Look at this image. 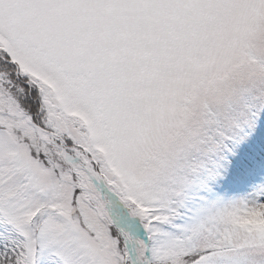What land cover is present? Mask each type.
<instances>
[{
    "label": "snow or ice",
    "instance_id": "6c2138e0",
    "mask_svg": "<svg viewBox=\"0 0 264 264\" xmlns=\"http://www.w3.org/2000/svg\"><path fill=\"white\" fill-rule=\"evenodd\" d=\"M262 115L264 0H0V264H264Z\"/></svg>",
    "mask_w": 264,
    "mask_h": 264
},
{
    "label": "trees",
    "instance_id": "16d2710c",
    "mask_svg": "<svg viewBox=\"0 0 264 264\" xmlns=\"http://www.w3.org/2000/svg\"><path fill=\"white\" fill-rule=\"evenodd\" d=\"M263 128L264 122L259 123ZM250 140L247 143L237 141L232 137L226 142L227 149L224 151L225 157L234 168L239 172L236 187H233V193L240 197H247L250 193L244 192V186H253L254 182L264 180V141L248 134ZM239 183V184H238ZM239 185V186H238ZM189 204V208L195 203Z\"/></svg>",
    "mask_w": 264,
    "mask_h": 264
},
{
    "label": "rangeland",
    "instance_id": "374dc122",
    "mask_svg": "<svg viewBox=\"0 0 264 264\" xmlns=\"http://www.w3.org/2000/svg\"><path fill=\"white\" fill-rule=\"evenodd\" d=\"M261 120L264 121V115H262ZM259 123H263V122H258L254 127L253 126H249L247 124L243 125L241 128L236 130V132L233 135V138L236 139L239 142H242L244 144V143H247L250 140V137L248 136V134H252L256 138L264 141V132H263V128H262L263 126L261 127ZM226 149H227V147L225 145L224 149L221 152L217 153L216 155H214L212 157V160H213L214 164L223 165V164H228L229 163L228 159L224 155V151ZM239 177H240L239 172L231 164V175L229 177L230 184L228 186L231 188L232 192H233L232 188L236 187V183L235 182L237 181V179ZM251 191H254V187L253 186H244V192L246 194L250 193ZM197 203L198 202H195L192 205L193 209L195 208ZM138 234L142 236V234H143L142 233V229L139 231Z\"/></svg>",
    "mask_w": 264,
    "mask_h": 264
},
{
    "label": "clouds",
    "instance_id": "9594fccd",
    "mask_svg": "<svg viewBox=\"0 0 264 264\" xmlns=\"http://www.w3.org/2000/svg\"><path fill=\"white\" fill-rule=\"evenodd\" d=\"M231 224L250 233H264V206L242 210L231 216Z\"/></svg>",
    "mask_w": 264,
    "mask_h": 264
}]
</instances>
